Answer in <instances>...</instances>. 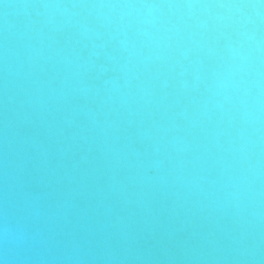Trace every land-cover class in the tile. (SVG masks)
Instances as JSON below:
<instances>
[{
    "label": "clouds",
    "instance_id": "1",
    "mask_svg": "<svg viewBox=\"0 0 264 264\" xmlns=\"http://www.w3.org/2000/svg\"><path fill=\"white\" fill-rule=\"evenodd\" d=\"M0 264H264V0H0Z\"/></svg>",
    "mask_w": 264,
    "mask_h": 264
}]
</instances>
